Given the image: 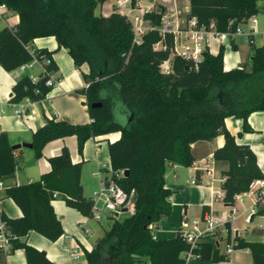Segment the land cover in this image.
Instances as JSON below:
<instances>
[{"label":"trees","instance_id":"16d2710c","mask_svg":"<svg viewBox=\"0 0 264 264\" xmlns=\"http://www.w3.org/2000/svg\"><path fill=\"white\" fill-rule=\"evenodd\" d=\"M106 0H0V6L18 16L15 25L0 30V66L12 72L35 58L49 59L36 82L22 76L11 88L9 101L25 99L42 103L52 88L46 86L48 73H56L54 51L33 49L35 39L53 37L57 49H65L74 66H88L81 74L87 84L85 96L91 123L69 124L47 118L32 134L35 157L42 156L46 144L74 136L77 152L91 138L118 133L108 144L110 178L129 197L133 194V213H124L85 251L86 264H185L184 253L195 260L218 263L227 255L217 243V232L191 247L179 232L173 239L155 240L151 225L169 216L170 191L164 175L166 164L190 167L194 162L191 145L221 135L224 144L213 153L215 161L227 163L223 172L222 201L232 206L235 197L248 190L255 179L264 178L256 156L247 145H239L226 129L228 117L242 121V131L251 132L248 117L264 112V45L250 39L249 66L224 71L223 49L217 54L204 50L200 62L174 55L173 34H161L163 11L160 7L144 14L152 28L136 44L129 20L116 12L96 15ZM264 0H189L187 18H195L206 30L235 33L236 28L262 9ZM159 43L164 49H156ZM233 45V42H231ZM232 48H234L232 46ZM235 49V48H234ZM170 59V71L162 64ZM57 81V80H56ZM100 104L92 107L93 104ZM120 108L124 120L116 121L114 109ZM5 133H0V180L12 179L19 168L15 151ZM50 171L37 181L8 187L3 196L20 209L19 218L4 220L11 238L9 253L23 250L26 264H54L44 252L24 239L36 232L50 242L60 239L64 230L51 202L60 197L66 206L90 217L92 198L83 195L81 163L73 164L63 147L48 159ZM128 170L116 177L115 172ZM264 214V211H259ZM229 235V223H225ZM229 239V236L226 238ZM234 249H248L252 264H264V243L245 242L234 237ZM0 252V264H6Z\"/></svg>","mask_w":264,"mask_h":264},{"label":"crops","instance_id":"0c3cea01","mask_svg":"<svg viewBox=\"0 0 264 264\" xmlns=\"http://www.w3.org/2000/svg\"><path fill=\"white\" fill-rule=\"evenodd\" d=\"M105 3L107 2L103 4ZM155 4L163 11L162 20L164 23H169L173 29L178 28L181 32L187 30L190 19L187 18L189 0H155L154 8ZM109 6L111 10V5L109 4ZM258 6L264 13V4L260 6L259 3ZM111 13L112 11L102 16L106 17ZM255 18L258 33L252 36L246 26L243 28V33L234 36L226 33H212L206 36L210 53L215 55L220 48L223 49L224 71L239 69L244 64L249 66L252 53L250 39H253L255 46H257L256 35L260 36V39H264L262 35L264 31L260 30L257 16ZM17 22L18 16L15 13L0 6L1 29L8 25H15ZM162 47L163 44L159 43L156 49H162ZM31 48L54 51L52 59L57 66L55 73L57 83L42 103L29 100L11 103L9 99L12 86L22 76L39 77L41 68L38 66L36 74H32L27 71L33 70L36 65H33L32 68L24 65L12 72H6L0 66V133L7 135L11 145L31 143L33 132L44 123V110L47 111L45 112L47 118L53 116L57 121H65L69 124H88L92 121L85 96L81 93L86 85L81 74L88 73V66L82 65V68H76L67 51L63 48L57 49L53 37L35 39ZM163 67H170V59L164 63ZM17 110L20 111V114L16 113ZM120 119L124 120L122 115H120ZM247 122L251 132L245 133L242 131L240 119L228 117L224 120L226 129L235 137L236 143L249 146L256 156L259 170L264 175V112L250 114ZM118 137L119 134L114 133L104 137L91 138L85 142L82 155L77 152V142L74 136L46 144L42 149V156L38 159L32 149L20 148L15 151L19 168L14 178L4 180V185L8 188L37 181L41 175L50 171L48 159L58 155L61 149L66 147L72 163H81L80 181L83 195L93 199L101 187H107L110 184L107 182L110 176L106 172L109 167L108 144L116 141ZM223 144L224 138L221 135L212 140L192 144L194 162L190 167L166 164L164 180L166 188L170 191L171 212L169 216H163L157 223L151 225V235L155 240L173 239L180 231H190L192 222H201L206 214L224 221L231 214L232 209L215 196L216 191L221 190V184L224 181L222 174L227 169V163L215 161L213 153ZM245 199L240 203H243ZM237 203L238 201L233 206L236 210L234 220L229 221L230 233L228 235V233L222 232L220 238L224 239L233 235L245 242L264 243V231L260 229V225L253 224L256 218H262L251 215L252 203L249 206H242L241 212H239ZM51 204L61 222L64 230L63 236L55 242H50L38 233L30 232L22 240L33 248L44 252L47 259L54 264H86L84 252L90 251L95 241L102 235H97L96 239L91 240L90 236L94 228L89 225L91 219H87L77 210L66 206L60 197H56ZM0 208L8 218L14 219L21 216L20 209L11 199L4 196L0 200ZM241 217H244V224L240 228L238 220ZM248 218L249 222H247ZM73 256H77L75 260L72 259ZM2 260L6 264H26L24 251L20 249L3 254ZM185 264H252V258L248 249H234L224 261L218 263L191 259Z\"/></svg>","mask_w":264,"mask_h":264},{"label":"built area","instance_id":"2783aa9c","mask_svg":"<svg viewBox=\"0 0 264 264\" xmlns=\"http://www.w3.org/2000/svg\"><path fill=\"white\" fill-rule=\"evenodd\" d=\"M105 2H110L111 11L119 13L125 16L132 26L134 42L139 44L141 42L142 36L152 28L148 25L144 20V14L150 12L154 9L155 0H106ZM256 18L251 17L245 23L240 24L235 33L229 34L230 36H234L235 34L243 33V28L248 24L250 36L257 34L256 29ZM159 32L163 35L165 33L173 34V49L172 56L178 55L184 57L186 59L192 60L195 63L200 62L202 59V53L204 50L208 49V42L206 40V36L212 33L217 34L214 30H206L204 26L199 25L195 18H190L187 24V30L184 32L179 31L178 28L173 29L169 23L163 24V26L159 29ZM264 38V33L262 34ZM164 49V47H162ZM49 63V59L44 58L41 61H38L37 58L34 57L33 61L27 66L32 68L33 65H37L41 68V74H47L44 66ZM170 71V67L165 68L163 73H168ZM48 80L46 81V86L53 88L55 87L57 81L54 73H48ZM29 78L36 82L38 77L29 76ZM87 84L85 85V88ZM28 101L27 99H25ZM17 114H20V111H16ZM110 168V167H109ZM123 170L115 172L116 177L123 176ZM112 172L109 169V175ZM6 187L4 185V181L0 180V200L4 194ZM133 194L129 197L120 189L118 185L111 179L109 186L101 187L100 190L95 194L92 199V212L90 217H86L87 219H94L96 221L101 220V216L99 211L101 209H105L112 215L117 210L125 209L126 212L132 213L133 208ZM215 196L217 199L222 200L224 197V193L221 190L216 191ZM245 198L251 201V215H257L263 219V224L260 225V229L264 231V214H259V211H264V178L253 180L247 191L238 194L235 197V202H242ZM234 202V204H235ZM229 206L231 210V214L227 216L226 220L216 219L213 216L206 214L201 222H192L190 231H180L182 236L185 238L186 243L191 247H194L196 244L203 241L207 236L214 235L215 233H219L220 235L223 233H227V229L225 228V223L229 221L232 222L234 220V214L236 212L235 208ZM2 211L0 208V252L2 254H6L10 249L9 240L11 238V233L9 232L4 220L2 219ZM249 222V218L247 219ZM201 224V225H200ZM218 245L220 242L224 245V253L229 255L234 250L235 240L233 235L229 237V239H222L218 237L217 239ZM186 261L194 259V256L187 252L183 254ZM77 256H73V260L76 259Z\"/></svg>","mask_w":264,"mask_h":264},{"label":"rangeland","instance_id":"374dc122","mask_svg":"<svg viewBox=\"0 0 264 264\" xmlns=\"http://www.w3.org/2000/svg\"><path fill=\"white\" fill-rule=\"evenodd\" d=\"M109 4H110V2H107V3H105V4H102V5H100V6H98L97 8H96V10H95V14L96 15H105V14H107V13H110L111 12V10H110V6H109ZM111 5V4H110ZM260 6H263V4L262 3H260ZM154 9H158V6L155 4V8ZM257 20H258V22H259V27H260V30L261 31H264V13L261 11L258 15H257ZM163 24H165L164 22H163V20H162V26H163ZM145 26L147 27L148 26V24L147 23H145ZM246 27H248V24L246 25ZM0 29H1V24H0ZM256 44H257V46H261V45H263L264 44V39H260V36H258V35H256ZM158 45V44H157ZM157 45L155 46V48H157ZM171 65V64H170ZM164 66V64H162L161 65V67H160V70L163 72V71H165V68H167V67H163ZM79 68H82V66H80ZM37 70H38V66L36 65L35 67H34V69L33 70H30V71H27V73H32V74H36V72H37ZM114 114H115V118H116V121H119V122H122V120L120 119V115H121V112H120V108L117 106L115 109H114ZM104 143H106V142H104ZM109 167H107V173H109ZM107 182H108V184L111 182V178L110 177H108V179H107ZM91 197V196H90ZM250 200L249 199H245V201L243 202V203H240L239 201H238V203H237V207H238V209H239V212H241V209H242V206H249L250 205ZM250 213V212H249ZM99 214H100V216L102 217L101 218V220L99 221V222H97L96 220H94V219H91V221H90V226H93L94 228H93V232H92V234H91V236H90V239L91 240H94V239H96L98 236H101V235H103V232L104 231H106L108 228H109V226L111 225V223L113 222V220H112V217H114L111 213H109L108 211H106L105 209H101L100 211H99ZM125 215H123V214H121L119 217H117L116 219H121V218H123ZM115 218V217H114ZM243 219H244V217H241L239 220H238V225H239V227L241 228L242 226H243ZM253 224H256V225H261V224H263V220L262 219H260V218H256L255 219V222L253 223ZM252 224V225H253ZM252 225H250V226H252ZM98 235V236H97ZM220 248L222 249V250H224V245L221 243L220 244Z\"/></svg>","mask_w":264,"mask_h":264},{"label":"water","instance_id":"95a60500","mask_svg":"<svg viewBox=\"0 0 264 264\" xmlns=\"http://www.w3.org/2000/svg\"><path fill=\"white\" fill-rule=\"evenodd\" d=\"M99 105H100L99 103H98V104H93L92 107H97V106H99ZM11 148H12V150H14V151H16V150H18V149H20V148H28V149H32V145H31V143H22V144H15V145H12ZM123 175H124V176L128 175V170H125V171L123 172ZM123 213H126V210H125V209H123V210H117V211L113 214V216H114L115 218H117V217L119 216V214H123Z\"/></svg>","mask_w":264,"mask_h":264}]
</instances>
